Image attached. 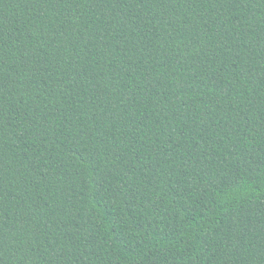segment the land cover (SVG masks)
<instances>
[{"label":"trees","instance_id":"16d2710c","mask_svg":"<svg viewBox=\"0 0 264 264\" xmlns=\"http://www.w3.org/2000/svg\"><path fill=\"white\" fill-rule=\"evenodd\" d=\"M0 264H264V0H0Z\"/></svg>","mask_w":264,"mask_h":264}]
</instances>
